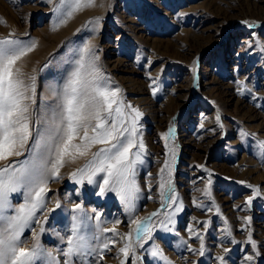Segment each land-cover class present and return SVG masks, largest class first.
Here are the masks:
<instances>
[{
	"label": "rangeland",
	"instance_id": "rangeland-1",
	"mask_svg": "<svg viewBox=\"0 0 264 264\" xmlns=\"http://www.w3.org/2000/svg\"><path fill=\"white\" fill-rule=\"evenodd\" d=\"M61 2L0 0V40L35 42L16 64L35 86L32 139L0 168L32 163L37 134L50 133L47 122L83 61L102 85L120 90L113 111L122 102L125 126L136 121L128 176L135 187L122 200L116 191L100 195L104 173L80 182L77 170L107 145L66 157L20 246L39 243L37 264H221L220 256L224 264H264V0H94L71 17L68 4L57 11ZM82 136L80 129L74 143ZM26 195H10L0 227ZM135 221L150 229L139 239ZM77 225L91 247L69 258Z\"/></svg>",
	"mask_w": 264,
	"mask_h": 264
},
{
	"label": "snow or ice",
	"instance_id": "snow-or-ice-1",
	"mask_svg": "<svg viewBox=\"0 0 264 264\" xmlns=\"http://www.w3.org/2000/svg\"><path fill=\"white\" fill-rule=\"evenodd\" d=\"M65 4L69 6L66 16L71 17L81 7L93 5L94 0H62L57 11ZM33 47L35 42L31 45H22L17 40H0V161L22 155L20 149H25L32 139L28 101H35V86L34 83L31 86L25 84L22 72L16 64ZM84 51L87 53L88 49ZM101 81L102 77L98 69L86 65L83 61L78 62V66L64 85L59 111L54 112L51 120L47 122L50 133L47 136L37 134L32 163L20 167L9 164L0 168V214L11 207L9 197L12 193L21 188L27 190L25 202L16 208L15 215L2 217L6 223L0 227V264H37V261L45 255L39 243L31 249L21 247V237L35 219L36 212L45 207L44 196L48 191V180L59 177L60 168L63 167L66 157L75 160L77 155H85L93 145H107L93 154L84 169L77 170V173H81L80 182L83 183L86 174L88 182L94 183V177L104 173L102 183L99 185L100 195H104L107 191H116L122 200L126 199L128 193L134 189V182L130 183L128 176L133 174L132 167L135 164V160L130 159V150L135 146L133 137L136 132V121L133 119L130 127L125 126L122 102L113 111L120 90L118 88L110 90L106 85H102ZM132 111L135 112L136 117L142 115L138 109ZM93 121H95L94 126H92ZM89 127L93 133L91 136ZM80 129H83L81 137L83 143L76 144L74 141L79 136ZM139 147L141 149L144 147L142 140ZM138 155L137 153V157ZM165 166H169L167 161ZM77 173L72 174L73 179L78 178ZM75 208L79 210L81 206L76 205ZM179 210L177 208V211ZM170 222L174 223V221ZM135 223L138 239L141 230L146 233L150 231L145 221H135ZM101 231H115V229H101ZM127 236L129 243L120 249L125 257L132 247L131 234ZM200 239V253L203 254V237L200 236ZM252 243L255 247V242ZM89 247L91 245L85 242L84 236L80 235L77 225L68 238V250L65 255L70 258L73 254L81 253L83 249ZM103 247L108 248L109 244L105 243ZM224 251L227 252L228 249ZM154 254L160 253L157 251ZM46 255L52 257L51 252H47ZM218 259L224 264L223 256ZM246 259L251 261L253 257L248 256ZM56 264L59 262L57 261Z\"/></svg>",
	"mask_w": 264,
	"mask_h": 264
},
{
	"label": "bare ground",
	"instance_id": "bare-ground-1",
	"mask_svg": "<svg viewBox=\"0 0 264 264\" xmlns=\"http://www.w3.org/2000/svg\"><path fill=\"white\" fill-rule=\"evenodd\" d=\"M98 1H99V0H98ZM101 8H102V7H101ZM68 24H69V23H68ZM62 25H64V24H62ZM65 55H66V54H65ZM25 59H26V57H25ZM69 160H71V159H69ZM69 160H68V161H69ZM69 162H70V161H69ZM251 169H252V168H251ZM257 177H258V176H257ZM259 180H260V179H259Z\"/></svg>",
	"mask_w": 264,
	"mask_h": 264
}]
</instances>
